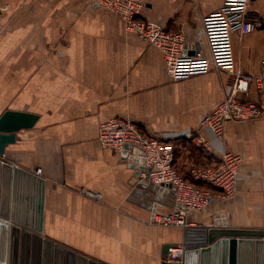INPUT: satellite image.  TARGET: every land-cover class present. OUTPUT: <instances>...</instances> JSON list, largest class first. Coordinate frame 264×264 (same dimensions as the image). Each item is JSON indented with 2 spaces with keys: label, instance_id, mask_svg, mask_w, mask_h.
<instances>
[{
  "label": "crops",
  "instance_id": "obj_1",
  "mask_svg": "<svg viewBox=\"0 0 264 264\" xmlns=\"http://www.w3.org/2000/svg\"><path fill=\"white\" fill-rule=\"evenodd\" d=\"M224 2L144 0L141 14L181 30L188 44L184 54L208 56L201 36L203 18ZM31 3L39 4L44 14L37 8L24 11L18 17L24 21L1 37L11 40L9 52L1 57V102L12 94L10 109L38 114L39 119L17 133L6 159L45 177L47 236L106 264H163L164 245L180 243L183 229L151 223L150 210L130 199L135 168L119 151L100 144V124L127 116L159 136L194 131L226 97L229 74L214 68L173 79L158 47L87 0H1L0 17L11 18ZM249 19L256 25L253 32L233 33L237 69L261 75L264 0L251 2ZM238 97L264 105V79L251 82ZM204 135L215 158L222 150L242 155L238 191L190 212L189 221L208 225L217 215H226L232 226L264 228V119L229 121L221 137L210 130ZM162 202L164 211L172 210L174 190Z\"/></svg>",
  "mask_w": 264,
  "mask_h": 264
},
{
  "label": "built area",
  "instance_id": "obj_2",
  "mask_svg": "<svg viewBox=\"0 0 264 264\" xmlns=\"http://www.w3.org/2000/svg\"><path fill=\"white\" fill-rule=\"evenodd\" d=\"M253 0H225L220 9L204 16L201 36L206 39L209 55L184 54L187 47L181 30H170L144 17V0H96L95 4L109 9L120 17L127 31L136 33L141 39L158 47L164 54L170 74L175 80L186 79L218 69L230 74L227 79L229 92L219 104L202 120L198 129L178 136H159L141 129L138 123L127 116H115L100 124L99 141L104 148L119 151L135 168V181L130 197L144 201L151 213V223L182 228L195 223L189 221V213L201 211L214 201L235 197L238 191L239 173L243 157L239 153L222 150L218 158L204 135L205 130L217 136L224 134L229 121L245 122L264 119V105L256 101H243L240 91H248L250 83L264 79V73L254 75L237 69L233 46V33L248 34L256 25L249 19L250 4ZM264 64V59H263ZM197 136L200 145L210 155L206 164L193 165L189 172L192 177H184L177 165L175 143L182 138ZM175 187V206L164 211L159 191L150 196L146 191L150 184ZM88 193V192H87ZM90 193V192H89ZM101 197L100 193H90ZM163 197L165 193L162 194ZM223 221L226 215L215 219ZM185 245L180 242L171 247L166 259L182 262Z\"/></svg>",
  "mask_w": 264,
  "mask_h": 264
},
{
  "label": "water",
  "instance_id": "obj_3",
  "mask_svg": "<svg viewBox=\"0 0 264 264\" xmlns=\"http://www.w3.org/2000/svg\"><path fill=\"white\" fill-rule=\"evenodd\" d=\"M200 47L197 42V49ZM38 119V114L10 108L0 116V264H106L46 235L45 177L5 157L7 146L17 141V133L34 127ZM18 180H21L20 194L16 191ZM8 183L13 195L20 196L17 208L10 202L11 189L5 191L4 185ZM170 190L175 187L165 190L151 183L148 190L139 192L150 196V202L156 191L163 200L162 194ZM130 199L150 208L133 196ZM25 205L30 211L28 215ZM182 229L181 242L186 248L183 261L166 259L170 248L177 244L167 243L163 248V264H264V228L235 227L227 218L223 221L216 218L208 225Z\"/></svg>",
  "mask_w": 264,
  "mask_h": 264
},
{
  "label": "rangeland",
  "instance_id": "obj_4",
  "mask_svg": "<svg viewBox=\"0 0 264 264\" xmlns=\"http://www.w3.org/2000/svg\"><path fill=\"white\" fill-rule=\"evenodd\" d=\"M26 1H33V0H26ZM95 1L96 0H87V3L90 7L95 8V9H97V7H103V6H98L97 4H95ZM0 2H1V0H0ZM28 6L26 8H24L21 11V13H18V11L15 12V15L11 18L5 17L2 19L0 17V34H1V36H0V116H1V111H3L6 108L13 107L15 104L13 99H10L12 97V94L8 95V96H10V98L6 97L5 102H1V98H2L1 97V75H2V73H1V57H3L4 54H7L9 52L10 46L8 44L11 41V40H3V39H1V37H3L8 32H12L13 30H15V27L24 21L23 19L20 21L18 20V17L20 15H22V16L25 15V13H23L24 11L29 12L30 8H37V12L39 11L40 14H44V12H45L44 9H41L39 7V4L34 5V3H31ZM103 9L106 11L107 14L116 16L114 13H112L106 7H103ZM11 52H12V50H11ZM9 56H10V54H9ZM9 56H7L6 58L8 59ZM229 76H230V74H229ZM7 90L9 92L13 93V89H7ZM130 118L134 119L137 122V120L135 118H133V117H130ZM198 127H196L195 130L198 129ZM189 132H193V130L189 131ZM175 148L177 150L178 165H179V161H180V164L182 163L181 166L179 165V168H180L179 170L181 171V174L186 178L192 179L189 170L193 165L206 164L210 160V155L208 154L207 151L204 150L203 146L200 145L199 138L196 135L192 136L189 139L182 138L180 141L175 143ZM202 149H203V152L205 154H203V152L201 151ZM205 156H207V157H205ZM190 164H192V165L188 166ZM188 175H189V177H187Z\"/></svg>",
  "mask_w": 264,
  "mask_h": 264
},
{
  "label": "bare ground",
  "instance_id": "obj_5",
  "mask_svg": "<svg viewBox=\"0 0 264 264\" xmlns=\"http://www.w3.org/2000/svg\"><path fill=\"white\" fill-rule=\"evenodd\" d=\"M16 186H18L17 187V189H16V191H17V194H20V192H21V187H20V185H21V180H18V181H16ZM5 186V191H8L9 192V190L11 189L10 188V184L8 183V184H5L4 185ZM10 197H11V203L13 204V206L14 207H18L19 206V199H20V196H14L13 195V192H12V189H11V193H10ZM22 202V201H21ZM28 202V201H27ZM29 203V202H28ZM22 205H23V203H22ZM26 206V214L28 215L29 213H30V211H29V208H27V205H25ZM19 208H22V206H20ZM10 210H11V212H12V208H10ZM15 216H19V214H15Z\"/></svg>",
  "mask_w": 264,
  "mask_h": 264
}]
</instances>
